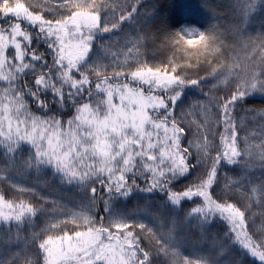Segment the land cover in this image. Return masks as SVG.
Masks as SVG:
<instances>
[{
    "label": "snow or ice",
    "instance_id": "1",
    "mask_svg": "<svg viewBox=\"0 0 264 264\" xmlns=\"http://www.w3.org/2000/svg\"><path fill=\"white\" fill-rule=\"evenodd\" d=\"M0 188V264H264V0H0Z\"/></svg>",
    "mask_w": 264,
    "mask_h": 264
},
{
    "label": "trees",
    "instance_id": "2",
    "mask_svg": "<svg viewBox=\"0 0 264 264\" xmlns=\"http://www.w3.org/2000/svg\"><path fill=\"white\" fill-rule=\"evenodd\" d=\"M22 2L25 3H33V4H43L45 2V0H22ZM49 3H51L53 6H55V0H48ZM210 3H212L213 5H222V4H226L227 0H209ZM223 11H226V9H224ZM223 11L221 12L220 15V19L219 20H215L212 21L210 17H208L206 14L203 18L197 16V17H193L194 19L197 20H202V22H212V23H224L225 22V18L223 15ZM207 26V24H206ZM190 52L195 53V49H190ZM173 54L175 55L177 61L179 63H187L188 62V57L186 56V54L184 52H175L173 53L172 50H161L160 52L156 53L155 55H153L151 48H149L147 50V56H148V61L149 64H160L162 61L166 64L168 59H171ZM234 55L233 52L229 51L227 53V56L229 58H231ZM236 56L240 57L241 59L244 57V53L237 51L235 53ZM122 58V57H121ZM199 60L201 61V64L203 67L207 68L209 67V65L207 64H203V61L205 59V57L203 55H200ZM197 59V57L195 55H193L192 57V61L195 62V60ZM193 72H195L196 70L193 69ZM207 74V73H205ZM223 87V86H222ZM259 105H247V107L251 108V107H258ZM242 115V113H240ZM213 127H215V125H213ZM222 131V128L220 129ZM217 141H219V137H217ZM22 186V185H21ZM0 191H5L7 193V198L10 201H16L17 203H19L20 200H24L25 203L31 201L34 205L40 203L38 197H33L30 194L27 193H20L18 190L16 189H6V188H0ZM68 195H71V193H69ZM44 221L41 220V223H43ZM259 228H260V221H259V217H257V224L255 226V228L253 229V231L257 232V234L259 233ZM27 235H31V230L29 229L28 232L26 233ZM249 259H251V257H249ZM258 264V262H257Z\"/></svg>",
    "mask_w": 264,
    "mask_h": 264
}]
</instances>
